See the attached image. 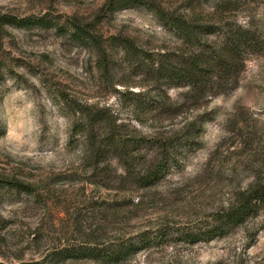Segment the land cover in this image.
I'll use <instances>...</instances> for the list:
<instances>
[{"label": "rangeland", "instance_id": "obj_1", "mask_svg": "<svg viewBox=\"0 0 264 264\" xmlns=\"http://www.w3.org/2000/svg\"><path fill=\"white\" fill-rule=\"evenodd\" d=\"M127 4L0 0V13L47 22L0 26V179L32 189H0V264L209 224L264 178V0ZM220 55L228 67L200 88L181 78L187 59ZM164 155L161 179L142 186ZM124 264H264V213Z\"/></svg>", "mask_w": 264, "mask_h": 264}, {"label": "trees", "instance_id": "obj_2", "mask_svg": "<svg viewBox=\"0 0 264 264\" xmlns=\"http://www.w3.org/2000/svg\"><path fill=\"white\" fill-rule=\"evenodd\" d=\"M120 1H122V5H128L127 0ZM36 23L47 24L45 20L41 19H20L9 13H0L1 27L5 25L26 26ZM227 56L226 58L221 55L208 58L205 64L203 62H198L197 59H187V63L180 69V76L183 81L192 86V88H200L202 84H204V77L207 75L206 72L209 67L221 64L227 66V60L231 58L230 55ZM78 111L84 115H91L81 108ZM92 119L97 120L98 118L94 115ZM89 123L93 126V128L91 126L92 130H94V123L91 122V119ZM106 144L113 149L118 147H115V139H109ZM98 150L99 148H96L95 152L98 153ZM121 151H123L121 154H125V149ZM166 156L167 155H164L165 159L155 167L146 170V173L140 174L139 183L142 186H151L161 179L167 160ZM2 188L26 192L32 191L31 187L28 185L6 179H0V189ZM260 213H264V178L255 180L248 188L241 192L239 198L233 204L219 211L209 224L195 227L184 226L176 229L166 225L153 230H144L133 236L119 238L107 244H77L64 246L51 252L49 257L50 261L54 264L70 260H92L101 264H124L130 260L134 254L154 247L164 248L171 240H175L177 243L195 244L200 241H210L216 237L225 236L236 227L244 224L250 218Z\"/></svg>", "mask_w": 264, "mask_h": 264}]
</instances>
